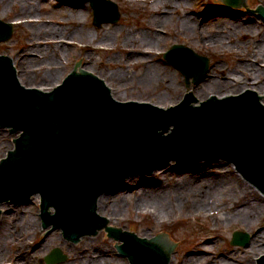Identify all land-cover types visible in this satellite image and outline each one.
Wrapping results in <instances>:
<instances>
[{
    "label": "rangeland",
    "instance_id": "obj_1",
    "mask_svg": "<svg viewBox=\"0 0 264 264\" xmlns=\"http://www.w3.org/2000/svg\"><path fill=\"white\" fill-rule=\"evenodd\" d=\"M114 1L120 10L118 21L96 25L93 24V9L89 2L33 0L31 7L22 0H0V18L14 22L11 37L0 42V54L9 55L14 60L23 85L43 91H50L72 73L83 54L80 66L100 76L111 88L114 98L120 101L136 100L162 106L160 100L180 96L174 106L192 90L196 91L195 104H201L212 95L222 97L248 89L264 96V16L261 13L245 7L232 8L221 0ZM247 1L252 10L264 7V0ZM225 11H231L233 15L228 16L237 17L242 23L249 22V26L227 32L229 25H225L223 30L226 32L218 34L220 29L211 19L192 27H187L183 20L186 15L201 19L221 16ZM160 15L162 19H159ZM111 29L118 31L112 33ZM172 44H183L208 56L210 67L200 81L187 83L182 72L164 58V52ZM25 56L42 63L40 69L35 68L36 73L28 69L33 79L23 75L22 64L28 62ZM49 69L53 71L46 73ZM125 71L128 76L133 75L132 78L142 75L144 79L127 82L129 78H120ZM209 75L218 80L229 76L240 81L220 91L201 88L206 85ZM259 89L263 90L262 93L258 92ZM261 101L264 103V98ZM19 135V132L10 133L8 128L0 127V159L14 149L12 139ZM168 168L179 171L161 178L162 172ZM217 169L224 174L230 173L232 178L224 186H216L215 197H206L193 206L192 199L174 198L170 193L181 191L185 185L207 188L210 180L215 179ZM184 170L187 172L181 173ZM202 171L205 173L203 183L189 177L200 175ZM243 183L247 189L243 188ZM149 187L161 188V200L153 206L147 200L149 195L142 192L143 188L147 190ZM247 190L246 196L244 192ZM250 193L264 200V193L224 159L189 164L171 160L151 174L128 177L120 190L104 193L101 196L103 208L99 213L107 216L110 224L122 225L127 230L132 229L133 219L140 220L139 234L146 238L164 228L170 229L174 239L179 240L169 254L171 264H220L219 261L257 264L264 249L257 252L252 247L258 238V228L264 226V206L260 215L253 216L255 219L251 221H243L232 208L235 201L252 196ZM0 204H8L12 210V215L5 212L4 218L0 214V264H49L45 257L55 247L62 250L65 258L52 264H64L69 257L80 256L83 251L85 264H132L129 256L116 245L118 239L109 236L105 228L98 234L83 235L75 241L66 238L60 228L43 226L40 194ZM49 211L53 212L54 208L50 207ZM14 226L15 233L11 231ZM235 230L250 235L248 245L231 243ZM262 242L264 244V237ZM82 243L85 247L81 250ZM189 259L190 262L184 263ZM74 264H80V261Z\"/></svg>",
    "mask_w": 264,
    "mask_h": 264
},
{
    "label": "water",
    "instance_id": "obj_2",
    "mask_svg": "<svg viewBox=\"0 0 264 264\" xmlns=\"http://www.w3.org/2000/svg\"><path fill=\"white\" fill-rule=\"evenodd\" d=\"M72 1L89 2L96 25L120 17L113 0ZM222 1L235 8L248 5L247 0ZM248 9L264 16L263 6ZM13 29L12 22L0 19V42ZM82 56L61 83L43 91L23 85L11 56L0 54V127L20 133L12 139L14 149L0 159V203L40 194L43 226L60 228L75 241L104 227L132 264H169L168 255L179 242L170 229L146 238L139 234L138 219L132 220L131 230L110 224L97 211L99 197L122 188L129 176L152 173L171 160L225 159L264 192V96L246 90L212 95L195 105L192 90L169 108L120 101L100 76L80 67ZM164 56L188 82L191 77L199 81L209 69L207 56L181 44ZM249 239L237 230L231 243L246 246ZM64 258L54 248L46 261ZM257 261L264 264V254Z\"/></svg>",
    "mask_w": 264,
    "mask_h": 264
},
{
    "label": "bare ground",
    "instance_id": "obj_3",
    "mask_svg": "<svg viewBox=\"0 0 264 264\" xmlns=\"http://www.w3.org/2000/svg\"><path fill=\"white\" fill-rule=\"evenodd\" d=\"M23 3L26 5V4H29L31 5V7H33L34 3H33V0H22ZM72 13H77V12H74L73 10L71 11ZM224 14H221V16H211V17H207V18H196L195 16H190V15H186L185 18H183L184 22L187 24V27H192V26H196L198 24H204L206 20L208 19H211L213 22H214V25L217 29H220L217 31L218 34H222L226 31L223 30V28H225V25L228 26V29H227V32L230 30V31H235V30H239L240 28L244 27V26H249V22H243L241 20H239L237 17H231V16H228L229 14L230 15H233V13L231 11H225V12H222ZM159 19H162V15L158 16ZM227 17H231V18H227ZM118 30L116 29H111V32L112 33H116ZM26 61L28 62H23L22 66H23V75H25V77L27 79H33V77L31 76V71L28 70L31 68L32 72L33 73H36V69L35 68H41V62H35L36 59L32 58V57H26ZM125 63H131V62H125ZM49 64H52V63H49ZM82 67V66H80ZM83 68V67H82ZM28 71V72H27ZM53 70L49 69L48 71H46V73L48 72H52ZM142 76V75H141ZM137 77V78H132L133 75L131 76H128V71H125L123 72V74L120 75V78H122L123 80H127V82H131L133 83V79H138L141 78V79H144V77ZM207 83L205 86L201 87V88H210L212 91H220L222 90V88H225L227 87L229 84H233V83H237L239 80V78H231L229 76H226L225 79L223 80H218V79H214L211 75H209V77L207 78ZM262 89H259L258 92L262 93ZM196 93V91H194ZM224 93V92H223ZM225 93H228L227 91H225ZM222 94V93H220ZM181 99L180 96L176 97L175 99H172V98H165L163 100H160V104L164 107H167V106H170V105H173L175 103H177L179 100ZM199 100H201L202 98L201 97H198ZM192 167H197V166H192ZM191 167V169H192ZM186 169V168H184ZM179 171V169H166L164 172H162L161 174V178H165V177H168L170 176V174L174 173L175 171ZM181 170V169H180ZM187 170H184V172L181 171V173H186ZM214 174L216 175L215 176V181L213 180H210V182L208 183V186L207 188H203L202 186H198L195 188L194 185H185L181 191L179 192H176V193H173V192H170L172 193L176 198H190L193 200V203L192 205L195 206V202L197 201H202L204 200L206 197L211 199L214 196V190L216 189V186L217 187H222L224 186V183L228 180H231L232 178V175L230 173H222L220 170H216L214 172ZM205 173L202 171V173L200 175L198 174H194V175H190L189 177H195L196 180H198L200 183H203L202 182V179L204 177ZM221 176V178L219 177L218 180L217 179V176ZM233 181V179H232ZM180 186L182 187L183 186V183L182 185L180 184ZM194 186V187H193ZM136 187V186H135ZM195 188V189H194ZM243 188L244 189H247V185L243 183ZM144 193H146L147 195H149V199H147L148 201L151 202V206H153L157 200H161V195H160V192H161V188L160 187H149L147 190L146 188H143V191ZM247 192H249L248 190L244 192V194L247 196ZM243 194V195H244ZM117 195L119 196V193H117ZM162 195H163V192H162ZM250 197H247L245 198L244 200H239V201H235L233 203V211L235 212L236 215L240 216L242 218L243 221L245 220H248V221H251L255 218H253V216L255 215H260V211L262 210V206H264V200L261 199L260 197L258 196H253V194L250 193ZM101 200H102V197L99 198V202H98V207H97V210L98 212H100V209L103 208L102 204H101ZM147 200L145 199V204H147ZM106 203H107V200H106ZM0 208H1V218L3 217L4 213L5 212H10L12 211L11 210V207H9L8 204L4 205V204H0ZM6 209V211H4ZM9 215H12V212H10ZM4 218V217H3ZM14 222V221H13ZM11 231L13 233H15L16 231V227L14 226ZM48 237V236H47ZM257 239L254 241V246L252 247V249H255V251L257 252H261L263 251L264 249V244L262 242V238L264 237V226H260L258 228V232H257ZM85 247V243H82L81 244V250ZM84 252V251H83ZM83 252L79 253L80 256H75V257H69V254L71 252H69L68 254V260L67 262H65L64 264H74L75 261H80V264H85V257L84 255L82 254ZM255 256H257V253L254 252L253 253ZM191 260H185L184 263H187V262H190ZM220 264H229L231 262H228V261H219ZM11 264H16V263H11ZM18 264H23L22 262H19ZM171 264V262H170ZM214 264V263H213Z\"/></svg>",
    "mask_w": 264,
    "mask_h": 264
}]
</instances>
